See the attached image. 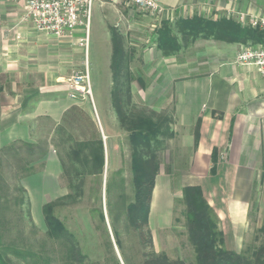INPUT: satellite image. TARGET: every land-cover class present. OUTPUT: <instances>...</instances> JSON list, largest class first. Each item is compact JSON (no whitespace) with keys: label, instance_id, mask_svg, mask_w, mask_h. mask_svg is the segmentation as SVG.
<instances>
[{"label":"rangeland","instance_id":"374dc122","mask_svg":"<svg viewBox=\"0 0 264 264\" xmlns=\"http://www.w3.org/2000/svg\"><path fill=\"white\" fill-rule=\"evenodd\" d=\"M94 4L87 32V56L80 44V38L86 34L83 27L61 38L37 32L44 37H38V42L45 46L46 53L37 55L38 61L32 67L46 65L49 71L44 77L37 68L36 73H29L27 77L31 83L43 82L44 87L38 95H31L36 91L30 89L26 90L28 99L22 101V97H17L19 80L15 78L17 73L13 72L14 59L4 58L9 65L7 72L0 73V231L4 241L15 240L21 227L18 217L22 216L25 235L31 242L25 246L39 249V240L46 230L42 207L53 202L56 204L55 215L75 235L89 262L103 259L106 239L102 225L106 227L120 259L106 202L109 196L115 203L122 194L131 199L133 184L130 142L111 97L115 87L110 68L112 33L115 32L129 55L130 98L129 102L124 99L127 101L125 107L154 110L171 120L173 136L161 139L158 150L160 168L148 216L154 251L165 254L172 261L195 264L182 201L187 186L201 189L218 219L226 248L240 252L264 245V232L260 231L264 226V160L258 168H229L227 154L219 145L212 146L207 142L202 147L205 152L198 151L200 134L196 144V122L190 128L181 127L176 121L175 82L192 75L193 69L202 76L211 53L226 42L203 38L191 40L174 30L180 49L175 55L164 57L155 47L156 30L162 20L174 22L179 14L161 19L154 12L117 1L113 3L114 8L109 7L103 14ZM222 17L226 16H216L212 20ZM232 44L240 46L239 51L254 45ZM76 76H86V79L75 83ZM212 115L220 119L219 113L212 112ZM97 136L103 143V170L96 175H85L81 192L69 198L61 160L68 168L69 164L72 166L65 155L67 149L75 141L92 140ZM13 143L14 150L5 152ZM24 143L32 144V149ZM213 149L215 173H211ZM196 159L200 160L199 167H195ZM26 164L33 166V173L22 175L21 167ZM108 181L116 185L106 194ZM17 198L24 200L20 207L16 205ZM100 210L104 223L99 221ZM118 213L114 211L116 217H119ZM117 231L127 258L131 263L141 264L142 250L136 232L121 218L117 222ZM45 247L49 250L50 244ZM104 263L112 264V261L104 259ZM12 264L26 263L13 260Z\"/></svg>","mask_w":264,"mask_h":264},{"label":"trees","instance_id":"16d2710c","mask_svg":"<svg viewBox=\"0 0 264 264\" xmlns=\"http://www.w3.org/2000/svg\"><path fill=\"white\" fill-rule=\"evenodd\" d=\"M174 30H177L182 37L191 40L203 38L226 43H264V31L250 26H241L238 21L229 17L212 20L196 14L187 17L178 16L174 22L162 20L156 30L155 47L164 57L173 56L180 49ZM112 50L110 68L115 84L111 93L112 104L130 142V171L133 184L131 199H126L122 194L117 202H112L109 196L106 202L110 228L114 244L120 251V259L115 253L106 227L102 225L106 239L103 245L105 250L102 254L103 259L89 262L87 253L82 250L75 235L55 215L56 204L50 202L42 207L46 230L39 240L41 247L34 249L31 246H25L26 243L31 242L30 237L25 235L24 218L19 216L18 223L21 227L13 242L6 243L0 231V264H12L13 260L26 264H106L104 259L111 260L112 264H134L123 251V243L117 231L119 218L128 228L136 232L142 250L141 264H184L181 261H172L165 254L154 251L148 227L153 190L160 168L158 150L162 145L161 139L173 136L170 128L171 120L154 110L143 108L132 110L125 107L130 98L129 55L115 32L112 33ZM125 98L127 101H124ZM199 121V119L196 121L194 131L196 144L199 140L197 131ZM24 145L28 149L33 147L30 143H24ZM14 147V143L10 144L5 152L14 150ZM65 155L68 161L72 162V166L69 164L68 168L67 164L65 165L61 160L62 177L67 181L66 186L69 191L66 196L70 198L81 192L82 178L85 175H96L102 172L104 166L102 140L97 136L92 140L75 141ZM215 163L216 155L213 149L211 173H215ZM21 170L24 171L22 175H29L33 173V166L26 164L21 167ZM114 185L110 181L106 182L105 193L109 194ZM15 201L17 207L24 202L22 198H17ZM182 201L187 237L194 250L195 264H264V245L240 252L226 248L223 232L218 227V219L198 186L185 187ZM115 210L119 212V217L114 215ZM98 216L99 221L104 223L101 210ZM260 231L264 232V226L260 228ZM46 244H50L49 250L46 249Z\"/></svg>","mask_w":264,"mask_h":264},{"label":"crops","instance_id":"0c3cea01","mask_svg":"<svg viewBox=\"0 0 264 264\" xmlns=\"http://www.w3.org/2000/svg\"><path fill=\"white\" fill-rule=\"evenodd\" d=\"M155 1L164 8L161 19L175 13L179 17L196 14L211 19L216 16L237 19L239 15L264 17V0ZM113 3V0H98L94 5L104 14L106 9L114 8ZM21 11L18 0H0V73L9 69L4 58L13 57V72L19 80L16 94L23 101L26 90H35L31 95H38L44 87L42 81L31 83L27 78L29 73H36L38 68L45 77L49 71L46 65L32 67L38 61L37 55L46 53L45 46L38 42V37H44L22 20ZM239 47L221 43L220 49L209 56L202 76L193 69L192 75L175 82L176 121L181 127L191 128L200 120L199 152H205L202 147L209 142L224 150L229 168H258L264 160V76L255 67L232 60ZM212 112L219 113L220 119L214 118ZM196 160L195 167H199L200 160Z\"/></svg>","mask_w":264,"mask_h":264},{"label":"built area","instance_id":"2783aa9c","mask_svg":"<svg viewBox=\"0 0 264 264\" xmlns=\"http://www.w3.org/2000/svg\"><path fill=\"white\" fill-rule=\"evenodd\" d=\"M96 1L98 0H18L22 6V20L38 32L61 38L68 32L83 27L86 34L80 38V44L84 47L85 56H87V32L91 8ZM114 1L158 15L164 12V8L155 0ZM237 20L241 24H248L252 28L264 31V17L246 18L244 15H239ZM234 62L253 66L261 76H264V43L242 48L235 55ZM85 79L86 76H76L74 82H84ZM87 92L90 93L89 87Z\"/></svg>","mask_w":264,"mask_h":264},{"label":"water","instance_id":"95a60500","mask_svg":"<svg viewBox=\"0 0 264 264\" xmlns=\"http://www.w3.org/2000/svg\"><path fill=\"white\" fill-rule=\"evenodd\" d=\"M104 138V137H103Z\"/></svg>","mask_w":264,"mask_h":264}]
</instances>
